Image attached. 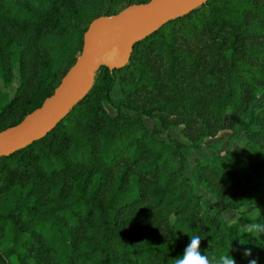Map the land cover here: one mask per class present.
Returning <instances> with one entry per match:
<instances>
[{
	"label": "trees",
	"instance_id": "trees-1",
	"mask_svg": "<svg viewBox=\"0 0 264 264\" xmlns=\"http://www.w3.org/2000/svg\"><path fill=\"white\" fill-rule=\"evenodd\" d=\"M149 1L0 0V132L54 94L93 21ZM262 95L264 0L174 15L123 67H99L45 136L0 156V264H174L192 235L210 258L264 264V235H242L257 208L264 223ZM226 130L245 144L188 176L186 153Z\"/></svg>",
	"mask_w": 264,
	"mask_h": 264
},
{
	"label": "water",
	"instance_id": "water-1",
	"mask_svg": "<svg viewBox=\"0 0 264 264\" xmlns=\"http://www.w3.org/2000/svg\"><path fill=\"white\" fill-rule=\"evenodd\" d=\"M202 1L150 0L146 5L129 7L102 27L96 25L102 19L93 21L84 34L80 57L54 94L19 124L0 132V156H8L45 136L84 94H81V86L87 77L101 66L123 67L133 44L156 31L174 15L186 14ZM126 46L129 53L122 61V48Z\"/></svg>",
	"mask_w": 264,
	"mask_h": 264
},
{
	"label": "rangeland",
	"instance_id": "rangeland-1",
	"mask_svg": "<svg viewBox=\"0 0 264 264\" xmlns=\"http://www.w3.org/2000/svg\"><path fill=\"white\" fill-rule=\"evenodd\" d=\"M123 13L124 12H121V13H119L116 16H119V15H121ZM113 17H115V16H113ZM111 18H100L102 20H100L99 22H101V21H110L109 19H111ZM92 82H93V74L91 76L87 77L84 80V82L82 83L81 94L85 93L90 88V86L92 85ZM16 86H17V81L15 80L13 86L8 89L9 95L13 94ZM114 97H115V95H114ZM263 100H264V95L259 97L258 102H262ZM107 109H108V111L110 112L111 115H114V112L110 109L109 106H107ZM145 123L148 126V128H150V129H152L154 127V123H152L148 119H145ZM170 132L172 134H174L178 139H180L182 141H185V138L179 133V129L178 130H171ZM229 137H230V132L229 131H227V130L226 131H222L217 137L207 141V143H206L207 147L206 148L201 149L199 151L186 153L185 169H186L187 175L194 179V165H195L196 162L202 160L203 158L213 157V156H215L217 154H221V153H224L226 151L238 150L246 142V139H245V137L243 135H238V136H236V137H234L232 139H230ZM194 185H195V188H196L197 192L199 194L203 195L205 199H207V200H209L211 202L212 207H213L214 210H218L220 208V206L217 204V201H216V199H214V197L204 193L199 188L197 183H195V181H194ZM253 216L255 217V214H253ZM223 217H224V219L226 221H229V220H231V219H233L235 217V213L227 211V212L223 213Z\"/></svg>",
	"mask_w": 264,
	"mask_h": 264
},
{
	"label": "clouds",
	"instance_id": "clouds-1",
	"mask_svg": "<svg viewBox=\"0 0 264 264\" xmlns=\"http://www.w3.org/2000/svg\"><path fill=\"white\" fill-rule=\"evenodd\" d=\"M261 212L257 208V212L253 220H250L245 225L242 226V235L247 234L249 237L260 238L264 235V223L260 222ZM200 235H192L189 237V241L183 253L174 258V264H236V261L232 256L227 253H224L216 257H209L208 255L202 254L200 250L201 243ZM245 257L251 255V249H245L243 252ZM248 264H257L255 259H250Z\"/></svg>",
	"mask_w": 264,
	"mask_h": 264
},
{
	"label": "bare ground",
	"instance_id": "bare-ground-1",
	"mask_svg": "<svg viewBox=\"0 0 264 264\" xmlns=\"http://www.w3.org/2000/svg\"><path fill=\"white\" fill-rule=\"evenodd\" d=\"M108 22L109 21H101V22L98 21V23H96V25H97V27H102V26L108 24ZM128 53H129V48L127 46L123 47L122 48V61L126 60Z\"/></svg>",
	"mask_w": 264,
	"mask_h": 264
}]
</instances>
